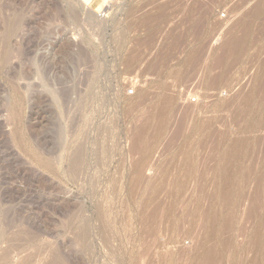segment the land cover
I'll return each instance as SVG.
<instances>
[{"label":"rangeland","instance_id":"rangeland-1","mask_svg":"<svg viewBox=\"0 0 264 264\" xmlns=\"http://www.w3.org/2000/svg\"><path fill=\"white\" fill-rule=\"evenodd\" d=\"M261 1L0 0V264H264Z\"/></svg>","mask_w":264,"mask_h":264},{"label":"bare ground","instance_id":"bare-ground-1","mask_svg":"<svg viewBox=\"0 0 264 264\" xmlns=\"http://www.w3.org/2000/svg\"><path fill=\"white\" fill-rule=\"evenodd\" d=\"M90 0H83V2L85 3V4H87L88 2H89ZM259 1H261V0H259ZM264 0H262L261 2L262 3H257L258 4V8L256 9V10H258V9H260L262 6H264V2H263ZM106 5V4H105ZM103 7V6H102ZM262 9V8H261ZM255 12V11H254ZM259 12H260V10H259ZM256 13V12H255ZM252 14V16L253 15H256V14ZM49 14V13H48ZM71 14V13H70ZM249 14H251V11H250V13ZM55 15H57V14H55ZM74 15H75V13H74ZM73 15V16H74ZM48 16V15H47ZM70 16V15H69ZM72 16V15H71ZM54 17V16H53ZM57 17V16H56ZM59 17V16H58ZM78 17V16H77ZM245 17H246V15H245ZM250 17V16H249ZM61 17H59L58 19L57 18H50V20H53L54 19V21L56 20V21H61L62 22V20L60 19ZM68 18V17H67ZM46 19H48V18H46ZM72 19H74L75 21L76 20H78L77 18H76V16H74V18H72ZM71 19V20H72ZM247 19V20H246ZM244 21L246 22V21H248L249 20V18H246ZM68 20V19H67ZM54 21H52V22H54ZM78 22V21H77ZM76 22V23H77ZM80 22V21H79ZM59 23V22H58ZM70 23V22H69ZM72 23V22H71ZM66 25V24H65ZM67 42H65V44H66ZM69 43V42H68ZM67 43V44H68ZM64 44V48L63 49H60V50H64V51H61L60 53H61V57H59L58 59H57V61H56V63L55 64H58V66L60 67H62L61 68V70L63 71V77H61L60 79H59V81L63 84L64 83V81L65 82H67V80H69L70 82H71V86L70 87H65V85H64V88L63 89H60V90H62L60 93H61V100L63 99L64 100V102L66 103L68 100H69V98H70V95L71 94H74V95H77L78 96V89H77V85L78 84H80V82L81 81H79L80 80V78L78 79V72H79V69L81 68V67H83V66H85V65H83V64H85V63H82V61H85V57L83 56V53H82V51H77V53H76V55H75V57H74V55L72 56L71 54H69V48H68V45L66 46ZM73 45V44H72ZM71 45V46H72ZM66 46V47H65ZM70 46V45H69ZM23 50V49H22ZM19 51V50H18ZM17 51V52H18ZM25 50H23V51H20V52H24ZM21 53V54H22ZM70 53H71V51H70ZM24 55H25V53H23ZM28 54V53H27ZM54 56H56V55H54ZM20 58V57H19ZM34 58H32V60H33ZM52 59V58H51ZM89 59V58H88ZM88 59H86L87 61H88ZM22 60V59H21ZM91 60V59H90ZM23 61V60H22ZM29 61V60H28ZM27 61V62H28ZM51 61V60H50ZM86 61V62H87ZM20 62V61H19ZM24 62V61H23ZM34 62V61H33ZM33 62H29V63H33ZM36 62V61H35ZM58 62V63H57ZM21 63V62H20ZM40 63V62H39ZM54 63L52 64V65H54ZM89 63V62H88ZM26 64V63H25ZM40 64H43V63H40ZM39 64V65H40ZM87 64V63H86ZM29 66L30 64H26V66ZM51 65V66H52ZM68 65H70V67H71V70H69L68 72L69 73H67V66ZM89 65V64H88ZM23 66V65H22ZM21 66V67H22ZM25 66V65H24ZM25 66V67H26ZM27 66V67H28ZM33 66V65H32ZM31 66V67H32ZM36 66V65H35ZM34 66V67H35ZM42 66V65H41ZM50 65L49 66H43L42 68H40V75L38 74V76H39V83H41V90H42V88H43V90H46L47 92H50V90L49 89H51V88H49V86L51 85V83H48V78H47V75H48V73L47 72H49V67H51ZM92 66V65H91ZM90 66V67H91ZM30 67V66H29ZM28 67V68H29ZM39 67V66H38ZM85 67H88V66H85ZM84 68V67H83ZM92 68H94V67H92ZM19 69V68H18ZM25 69V68H24ZM31 69V68H30ZM29 69V70H30ZM91 69V68H90ZM50 70H52V69H50ZM82 70V69H81ZM94 70V69H93ZM92 70V71H93ZM15 72H16V70H14ZM26 71V70H25ZM36 72V71H35ZM35 72H33L32 71V73H35ZM51 72V71H50ZM83 72H85V71H83ZM20 73H24V71L22 70V72L20 71ZM37 73V72H36ZM13 74H15V73H13ZM30 73H28V71H26L25 72V76H28ZM50 74V73H49ZM62 74V73H61ZM83 74V73H82ZM88 74H90V72L89 73H85V81H87V82H89L88 81V78H91V77H87V76H90V75H88ZM16 75V74H15ZM23 75V74H22ZM31 75V74H30ZM34 75V74H33ZM81 75V74H80ZM50 76V75H49ZM83 76V75H82ZM13 77H14V75H13ZM29 77L30 76H28L27 78H28V80H29ZM32 77V76H31ZM35 77V76H34ZM26 78V79H27ZM18 79V78H17ZM17 79H16V81H17ZM24 79H25V77H24ZM40 79H41V82H40ZM56 79V78H55ZM58 79V78H57ZM56 79V80H57ZM13 80H15V79H13ZM21 80V79H20ZM19 80V81H20ZM31 80H32V78H31ZM50 80H51V77H50ZM90 80V79H89ZM58 81V82H59ZM68 81V82H69ZM82 83V82H81ZM173 83V82H172ZM50 84V85H49ZM82 84H85V85H91L92 84V82H90V83H82ZM29 85V84H28ZM66 85H70L69 83L67 84L66 83ZM30 86V85H29ZM62 85H60V87H61ZM80 86V85H79ZM78 86V87H79ZM82 86V85H81ZM92 86V85H91ZM169 86H170V84H169ZM172 86V85H171ZM31 87V86H30ZM34 87V86H33ZM38 87H39V85H38ZM51 87H53V86H51ZM84 88H85V86H83ZM88 88V87H87ZM90 88V87H89ZM30 90V89H29ZM33 90H35V89H33ZM32 90V87H31V91H33ZM81 90V89H80ZM170 90H171V88H170ZM85 91H88V90H85ZM90 91V90H89ZM35 92H36V90H35ZM82 92V91H81ZM51 93H54V91L53 92H51ZM59 93V94H60ZM85 93H87V92H85ZM90 93V92H89ZM36 94H37V92H36ZM54 94H56V92L54 93ZM53 94V95H54ZM165 94V93H164ZM41 95V94H40ZM74 95H72V96H74ZM80 95H81V93H80ZM84 95V94H83ZM82 95V96H83ZM89 95V94H88ZM91 95V94H90ZM172 95V94H171ZM170 95V96H171ZM38 96H39V94H38ZM37 96V97H38ZM52 96V95H51ZM60 96V95H59ZM86 96V95H85ZM48 97V96H47ZM55 97V99L57 98V95L56 96H53V98ZM63 97V98H62ZM41 98V97H40ZM43 98H45V97H43ZM52 98V99H53ZM60 98V97H59ZM76 98V97H75ZM79 97H77V99H78ZM85 98V97H84ZM83 98V99H84ZM86 99H87V96H86ZM90 99V98H89ZM71 101V100H70ZM79 101H81L80 100V98H79ZM63 102V101H62ZM64 104V103H63ZM61 126H59V127H57L56 128V131H55V134H56V137L58 138V140H62V137H63V130H62V127L60 128ZM71 127V126H70ZM62 150H64V151H66L67 152V157H68V160H69V164H70V168L72 169V171H74V172H76V174H77V171L79 172L81 169H82V167L84 166V159H83V150L81 149V148H78V149H76V151H72L71 153H69V151H70V147L69 146H59ZM60 262V261H59ZM57 260H54L51 264H60Z\"/></svg>","mask_w":264,"mask_h":264}]
</instances>
